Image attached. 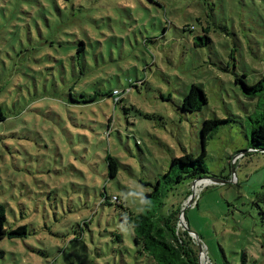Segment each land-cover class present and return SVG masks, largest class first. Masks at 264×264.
<instances>
[{"label":"rangeland","instance_id":"obj_1","mask_svg":"<svg viewBox=\"0 0 264 264\" xmlns=\"http://www.w3.org/2000/svg\"><path fill=\"white\" fill-rule=\"evenodd\" d=\"M263 77L264 0H0V206L6 231L26 228L0 231V264H148L124 208L142 211L174 157L198 156L215 117L208 172L166 184L160 211L177 209L196 264H264L259 110L237 81ZM192 84L208 98L193 112Z\"/></svg>","mask_w":264,"mask_h":264},{"label":"trees","instance_id":"obj_2","mask_svg":"<svg viewBox=\"0 0 264 264\" xmlns=\"http://www.w3.org/2000/svg\"><path fill=\"white\" fill-rule=\"evenodd\" d=\"M194 28V26H192ZM243 92L249 98L257 100L258 112L250 117V136H248L249 149L253 153L264 154V77L254 84H248L244 79L237 78ZM208 98L205 90L198 84H192L184 96L183 110L199 111L207 104ZM6 116L0 106V122ZM226 119L205 118L201 127V147L198 156L193 153L174 157L168 171L151 185L152 189L144 195L145 204L137 214H130L124 207L121 215L122 221L131 226L133 237L141 257L148 260V264H196L193 254L186 247L179 244L177 230V209L171 208L169 212L160 211L163 201V192L166 184L178 183L184 180L194 181L207 173L204 158L207 154V140L213 131ZM108 174L116 177L118 173V160L114 157H106ZM232 177H234V163L232 164ZM236 171V170H235ZM237 174V173H236ZM239 180V179H238ZM117 203H121L118 197H114ZM113 200V199H112ZM110 202L111 199H110ZM122 206V205H120ZM6 213L4 207L0 206V231L10 238L23 236L26 233L24 225L6 231ZM186 233V232H185ZM191 251V247L189 248Z\"/></svg>","mask_w":264,"mask_h":264},{"label":"water","instance_id":"obj_3","mask_svg":"<svg viewBox=\"0 0 264 264\" xmlns=\"http://www.w3.org/2000/svg\"><path fill=\"white\" fill-rule=\"evenodd\" d=\"M234 174H235V172H234ZM200 178H204V177H200ZM200 178H198V179H200ZM198 179H195L193 182H192V184L194 185V184H196V181L198 180ZM193 195V194H192ZM190 203H192V200H190ZM186 230H187V228H186ZM191 232V234L192 235H195L197 238H198V240H199V244H200V252H203V253H205V251H204V249H203V247H202V245H201V236H199L197 233H194V232H192V231H190ZM205 261H206V263H207V256L205 257ZM202 264V263H201Z\"/></svg>","mask_w":264,"mask_h":264},{"label":"crops","instance_id":"obj_4","mask_svg":"<svg viewBox=\"0 0 264 264\" xmlns=\"http://www.w3.org/2000/svg\"><path fill=\"white\" fill-rule=\"evenodd\" d=\"M234 172H235L234 176H237L235 169H234ZM237 177H238V176H237Z\"/></svg>","mask_w":264,"mask_h":264}]
</instances>
